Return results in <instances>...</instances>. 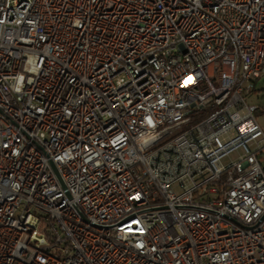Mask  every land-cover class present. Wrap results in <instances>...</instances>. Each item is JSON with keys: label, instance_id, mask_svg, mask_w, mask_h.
Listing matches in <instances>:
<instances>
[{"label": "built area", "instance_id": "built-area-1", "mask_svg": "<svg viewBox=\"0 0 264 264\" xmlns=\"http://www.w3.org/2000/svg\"><path fill=\"white\" fill-rule=\"evenodd\" d=\"M259 91L264 0H0V264H264Z\"/></svg>", "mask_w": 264, "mask_h": 264}, {"label": "rangeland", "instance_id": "rangeland-1", "mask_svg": "<svg viewBox=\"0 0 264 264\" xmlns=\"http://www.w3.org/2000/svg\"><path fill=\"white\" fill-rule=\"evenodd\" d=\"M248 103L256 105L258 107V110L254 113V117L264 131V91L258 92L253 96L250 95L248 97ZM235 158V155H231L229 158L224 159L222 162L226 164L230 161H234Z\"/></svg>", "mask_w": 264, "mask_h": 264}, {"label": "bare ground", "instance_id": "bare-ground-1", "mask_svg": "<svg viewBox=\"0 0 264 264\" xmlns=\"http://www.w3.org/2000/svg\"><path fill=\"white\" fill-rule=\"evenodd\" d=\"M24 246L23 238H16L14 242V250H21ZM49 259L59 260V252L56 250H49Z\"/></svg>", "mask_w": 264, "mask_h": 264}, {"label": "trees", "instance_id": "trees-1", "mask_svg": "<svg viewBox=\"0 0 264 264\" xmlns=\"http://www.w3.org/2000/svg\"><path fill=\"white\" fill-rule=\"evenodd\" d=\"M261 92V91H259ZM206 116L205 111H195L190 117L191 124L199 121L200 119H203Z\"/></svg>", "mask_w": 264, "mask_h": 264}, {"label": "water", "instance_id": "water-1", "mask_svg": "<svg viewBox=\"0 0 264 264\" xmlns=\"http://www.w3.org/2000/svg\"><path fill=\"white\" fill-rule=\"evenodd\" d=\"M191 114V111H188L187 113H186V115H190Z\"/></svg>", "mask_w": 264, "mask_h": 264}]
</instances>
